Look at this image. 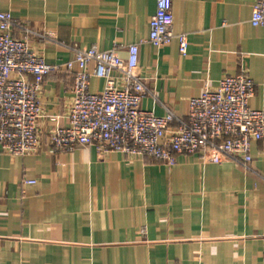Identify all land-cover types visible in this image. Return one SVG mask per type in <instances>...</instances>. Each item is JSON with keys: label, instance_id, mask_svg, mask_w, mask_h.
I'll list each match as a JSON object with an SVG mask.
<instances>
[{"label": "crops", "instance_id": "0c3cea01", "mask_svg": "<svg viewBox=\"0 0 264 264\" xmlns=\"http://www.w3.org/2000/svg\"><path fill=\"white\" fill-rule=\"evenodd\" d=\"M256 1L172 0L174 34L188 37L183 56L177 40L149 43L156 0H0V11L30 31L13 36L62 69L43 83L39 152L0 149V264H264V139L252 143L251 171L201 155L170 168L95 146L57 153L49 143L70 126L64 45L127 59L140 44L149 89L141 109L158 117L185 118L190 99L242 70L255 85L249 107L264 109V29L250 23ZM103 87L91 80L92 93Z\"/></svg>", "mask_w": 264, "mask_h": 264}, {"label": "built area", "instance_id": "2783aa9c", "mask_svg": "<svg viewBox=\"0 0 264 264\" xmlns=\"http://www.w3.org/2000/svg\"><path fill=\"white\" fill-rule=\"evenodd\" d=\"M156 4L149 43L161 48L177 40L185 56L188 37L174 34L172 0H156ZM250 23L264 29V0L254 4ZM15 30L30 33L11 13L0 11V149L24 157L40 150V94L44 81L62 69L47 64L27 41L16 39ZM63 48L72 54L64 65L73 78L70 126L49 137L53 152L95 146L103 153L147 158L170 168L181 156L201 155L203 161H225L251 171L252 143L264 139V109L249 107L255 85L245 70L224 76L217 87H206L200 97L190 99L185 118L171 111L158 117L141 109L149 89L138 72L140 44L129 47L127 59L115 49ZM92 79L104 83L100 93L90 91Z\"/></svg>", "mask_w": 264, "mask_h": 264}]
</instances>
